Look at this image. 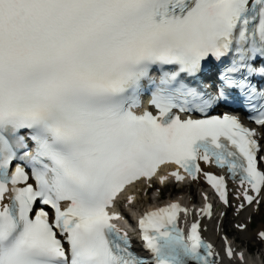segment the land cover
Instances as JSON below:
<instances>
[{
    "label": "snow or ice",
    "instance_id": "6c2138e0",
    "mask_svg": "<svg viewBox=\"0 0 264 264\" xmlns=\"http://www.w3.org/2000/svg\"><path fill=\"white\" fill-rule=\"evenodd\" d=\"M237 100L259 131L214 114ZM261 141L264 0H0V264H242L227 235L202 236L212 203L187 236L179 202L145 212L147 257L109 209L173 164L225 209L258 210Z\"/></svg>",
    "mask_w": 264,
    "mask_h": 264
},
{
    "label": "bare ground",
    "instance_id": "6f19581e",
    "mask_svg": "<svg viewBox=\"0 0 264 264\" xmlns=\"http://www.w3.org/2000/svg\"><path fill=\"white\" fill-rule=\"evenodd\" d=\"M249 212H250V210L247 209L244 212H242V214L245 215V214H248ZM263 228H264V224L263 225L260 224L259 225V229H263ZM254 235H256V233L253 232V236ZM208 236H209L210 239L213 240L214 245L217 247V249H219L221 247V245H222V241H221V239H219V236L217 234H215V233L214 234H208ZM258 241H259V243H262V241H260V240H258ZM236 264H240V262L236 261ZM242 264H249V263L244 261V262H242ZM251 264H256V263L254 262V263H251Z\"/></svg>",
    "mask_w": 264,
    "mask_h": 264
},
{
    "label": "rangeland",
    "instance_id": "374dc122",
    "mask_svg": "<svg viewBox=\"0 0 264 264\" xmlns=\"http://www.w3.org/2000/svg\"><path fill=\"white\" fill-rule=\"evenodd\" d=\"M262 211H264V209H262ZM262 211H261V212H262ZM232 236H233V235H232ZM245 236H246L245 232H241V234H239L240 240H241L242 238L245 239V238H246ZM237 240H238V239H237ZM256 250H257L256 248L253 250V256H251V257H252L251 261L255 260L254 258L257 257ZM258 256L262 257V255H261L260 252H258Z\"/></svg>",
    "mask_w": 264,
    "mask_h": 264
}]
</instances>
